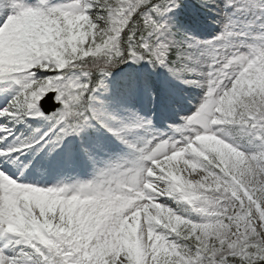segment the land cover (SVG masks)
Returning <instances> with one entry per match:
<instances>
[{
  "label": "snow or ice",
  "instance_id": "snow-or-ice-1",
  "mask_svg": "<svg viewBox=\"0 0 264 264\" xmlns=\"http://www.w3.org/2000/svg\"><path fill=\"white\" fill-rule=\"evenodd\" d=\"M214 0H204L205 4ZM181 0H0V158L59 146L95 122L130 156L75 185L38 187L0 170V235L22 238L0 264H264V31L226 24L198 41L172 22ZM264 18V0H225ZM147 62L203 88L171 135L97 107L112 69ZM49 92L61 105L45 115ZM44 119L38 138L9 125ZM171 201V206L168 202ZM20 241H18L19 243Z\"/></svg>",
  "mask_w": 264,
  "mask_h": 264
},
{
  "label": "rangeland",
  "instance_id": "rangeland-1",
  "mask_svg": "<svg viewBox=\"0 0 264 264\" xmlns=\"http://www.w3.org/2000/svg\"><path fill=\"white\" fill-rule=\"evenodd\" d=\"M224 4L225 0L209 2L210 13L208 16L209 20L214 22L212 30H209L210 33L203 32L202 29L204 28L202 26L199 29L185 30L184 33L198 41H212L224 31L226 24H230L232 30L241 35L229 37L227 42L242 44L251 42L255 34L264 31V18L249 13H233L232 9L226 8ZM188 8L195 11V0H181V6L171 14L172 22L177 28L176 20L181 14L180 10L187 9L189 11ZM3 18V16H0V23ZM205 24L210 25L206 21ZM138 69L141 74L153 75L164 89L172 93L176 99L167 100L155 107L152 103L151 94L148 91H143V88L138 85L139 82H132L130 86H122V81H124V85L128 82L127 75L123 72L119 74L120 78L116 83L105 85L106 91L101 89L102 97L97 95V107L115 116L117 120L125 122L133 120L135 118L134 114L138 115L151 122L149 125L151 131L171 135L174 128L182 126L186 118L192 116L198 110L205 90L173 76L163 67H158L156 71L151 64L141 62ZM119 89L120 93H117ZM180 89H187L188 92L182 95ZM5 99L4 93H0V106ZM153 107L156 108L155 112L152 111ZM38 121L44 125L51 123L44 119H38ZM49 127L51 125L47 128L38 127L31 139L38 138ZM94 128L95 130H93ZM81 143L83 144L80 145ZM28 154H31V156L29 158L28 173H24L25 178L12 175L5 169V167L10 168L12 165L17 164L19 162L17 158H0V170H6V174L11 178L33 186H38L39 182H51L44 187H54L61 184L75 185L91 181L102 168L130 156L129 149L125 145L95 122L92 123V126L85 128L80 135L66 137L59 146L48 144L33 153L23 152L21 157L24 158V161L22 163H27L25 155ZM62 169L65 170L61 172ZM14 239L17 243L20 241V244H24L22 238L16 236ZM4 245L6 244H0V246ZM6 251L9 255L15 254L10 251L8 245Z\"/></svg>",
  "mask_w": 264,
  "mask_h": 264
},
{
  "label": "trees",
  "instance_id": "trees-1",
  "mask_svg": "<svg viewBox=\"0 0 264 264\" xmlns=\"http://www.w3.org/2000/svg\"><path fill=\"white\" fill-rule=\"evenodd\" d=\"M201 9H202V11L205 10V9H206V5L203 4V5L201 6ZM122 64H126V63H122ZM122 64H119V65H122ZM119 65H118V66H119ZM116 67H117V66H116Z\"/></svg>",
  "mask_w": 264,
  "mask_h": 264
}]
</instances>
